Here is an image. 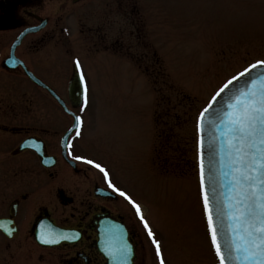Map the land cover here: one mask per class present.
I'll use <instances>...</instances> for the list:
<instances>
[{
  "label": "rangeland",
  "instance_id": "rangeland-1",
  "mask_svg": "<svg viewBox=\"0 0 264 264\" xmlns=\"http://www.w3.org/2000/svg\"><path fill=\"white\" fill-rule=\"evenodd\" d=\"M135 5L139 14L129 52L140 69L112 52L89 53L80 39L79 12H63L71 58L81 60L88 93L77 148L106 164L114 183L132 197L166 264H219L196 181L197 115L229 76L264 59V0H136ZM125 20L118 15L108 39L118 31L127 40ZM141 68L154 78L156 91ZM45 102L37 100L34 108L45 109ZM154 137L170 173L181 177L156 168ZM113 159L123 167L120 172ZM150 247L146 253L155 256Z\"/></svg>",
  "mask_w": 264,
  "mask_h": 264
},
{
  "label": "flooded vegetation",
  "instance_id": "flooded-vegetation-1",
  "mask_svg": "<svg viewBox=\"0 0 264 264\" xmlns=\"http://www.w3.org/2000/svg\"><path fill=\"white\" fill-rule=\"evenodd\" d=\"M78 4L79 34L88 49L129 52L134 0H0V264H108L106 252L116 242L107 231L110 223L124 226L135 251L133 264H150L140 224L117 194L122 188L110 169L94 158L106 167L105 179L83 158L77 148L82 132L63 144L72 118L59 99L70 102V62L60 59L71 43L59 13ZM118 12L126 19L127 40L118 31L108 39ZM43 22L14 52L58 96L33 81L22 65L5 63L17 36ZM37 100L48 102L45 109L34 108Z\"/></svg>",
  "mask_w": 264,
  "mask_h": 264
},
{
  "label": "water",
  "instance_id": "water-1",
  "mask_svg": "<svg viewBox=\"0 0 264 264\" xmlns=\"http://www.w3.org/2000/svg\"><path fill=\"white\" fill-rule=\"evenodd\" d=\"M69 91L80 105L76 71ZM199 161L221 264H264V62L231 78L202 111Z\"/></svg>",
  "mask_w": 264,
  "mask_h": 264
}]
</instances>
